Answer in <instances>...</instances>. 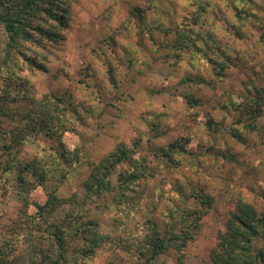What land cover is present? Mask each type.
<instances>
[{"label":"clouds","instance_id":"9594fccd","mask_svg":"<svg viewBox=\"0 0 264 264\" xmlns=\"http://www.w3.org/2000/svg\"><path fill=\"white\" fill-rule=\"evenodd\" d=\"M58 2L63 27L38 16L33 27H42L31 39L20 35L13 44L8 33L0 34V90L16 81L23 87L11 95L26 101L25 110L58 118L54 138L28 135L14 159L0 151V264H41V253L48 264H209L237 204H252L257 216L264 215V115L252 128L247 120L235 123L250 100L242 82L264 87V29H246L249 39L239 53L226 49L241 55L246 67L236 61L224 75L219 69L214 75L191 46L172 47L178 33L191 27L184 20L192 11L185 0ZM207 2L211 8L199 30L219 38L223 33L211 16L221 4ZM203 3L194 0L192 7ZM237 6L247 5L237 0ZM140 41L143 48L136 46ZM65 94L71 100L57 112L53 97ZM212 118L223 121L219 131L205 127ZM234 129L245 136L244 144L232 139ZM227 147L238 154L235 161L207 154ZM31 161L39 175L24 171ZM100 173L106 186L86 190ZM21 174L23 184L17 182ZM88 221L94 226L85 230L81 225ZM53 227L63 228L64 248L56 246ZM253 231L245 237L248 255L264 251V223ZM157 233L166 241L162 249L153 247ZM233 254L247 259L239 249Z\"/></svg>","mask_w":264,"mask_h":264},{"label":"trees","instance_id":"16d2710c","mask_svg":"<svg viewBox=\"0 0 264 264\" xmlns=\"http://www.w3.org/2000/svg\"><path fill=\"white\" fill-rule=\"evenodd\" d=\"M192 7L194 0H188ZM239 3L246 4V7H239L234 3L235 16L243 20L244 16L257 17V12L260 11V6L256 0H239ZM211 4L205 0V3L201 4L198 8H193L194 12L190 17L185 18L191 24V27L187 28L186 31L178 33V39L175 44L172 45L174 49H180L186 51L189 46L191 49L199 54L204 51V58H208V53H214L209 48L215 42V38L211 33L206 34L204 31H200L201 20L204 15L208 14ZM64 6L59 3L58 0H0V34L8 33V39L13 44L16 38L23 35L26 39H31L33 32L39 31L42 25L33 27V20L38 16L40 19L47 17L49 20L55 21L56 24L63 27V17L65 16ZM254 9V11H253ZM43 14L42 16L39 14ZM191 18V20H189ZM264 29V25L260 26ZM40 35L45 36L48 39H52L51 36H47L46 32H40ZM54 35V34H53ZM241 36L240 33H238ZM204 45V48L202 46ZM12 44L9 45L11 47ZM209 48V49H208ZM225 53V52H224ZM200 55V54H199ZM220 56V55H219ZM221 57V56H220ZM225 57H228L225 54ZM179 53H177V59H180ZM214 64L218 65L217 69L222 71L227 67V62L223 59L218 61L215 59L211 60ZM199 82L203 83L202 78H197ZM253 84V87L249 88L246 85ZM23 85L18 84L16 81L8 80L5 89L0 90L3 92L0 95V140L6 141L0 144V151H3L14 159V155L17 149L20 148L23 141L28 135H34L37 133H43L48 139L54 138L56 135L55 121L58 119L52 115L50 111H44L37 108H31L25 110L26 101H21L20 98L13 97L11 95L12 90H18ZM244 89L248 93L250 100L246 106L243 107L239 119L235 122L237 125L244 123L246 120L249 122L248 127H253V122L256 121L264 113V87H256L253 81H247L244 83ZM68 100L66 97H53L55 105H59L56 111L64 110V102ZM21 105L20 107H11L14 105ZM23 106V107H22ZM22 107V108H21ZM71 107V105H69ZM224 111L227 110V106L222 108ZM72 112L76 113V109L72 108ZM77 120L80 121V117L77 114ZM18 121H26L27 123L23 128L9 127L5 128V122L16 123ZM223 121L217 122L215 118L206 123L205 127L208 129H216L219 131ZM254 130V129H253ZM230 135L234 137L238 142L244 144L246 138L244 135L239 133L237 130H233ZM64 147V145H61ZM54 150V149H53ZM207 154H211L215 159L223 160H236V156L231 152L230 148L225 149H213L209 148ZM67 152L61 155V160L67 157ZM6 170L8 169L7 166ZM24 171H34L39 175V166L36 161H31L24 165ZM107 169L104 170V173ZM104 173L97 174L88 183L86 190L92 191L93 189L98 190L102 186L101 176ZM17 182L23 184V174L17 178ZM56 199V198H54ZM236 212L231 213V219L228 225L227 235L221 234L218 236V243L216 248L211 251L210 259L211 264H264V251H258L252 255L247 254V241L245 237L249 234L256 235L253 231L259 224L264 223V215L257 216V209L252 204H237ZM148 223H151L149 221ZM90 226H94V221H88L81 225V227L87 230ZM79 231V229H78ZM157 239L153 245L154 249H162L166 246V241L159 238L157 233ZM52 238L55 244L59 248L65 247L64 242V231L63 228L53 227ZM219 249V251H217ZM239 249L241 253L247 256V259H242L240 256L234 255V251ZM90 250H85L88 254ZM143 256V253H141ZM42 261L41 264H48L47 258L41 253Z\"/></svg>","mask_w":264,"mask_h":264},{"label":"rangeland","instance_id":"374dc122","mask_svg":"<svg viewBox=\"0 0 264 264\" xmlns=\"http://www.w3.org/2000/svg\"><path fill=\"white\" fill-rule=\"evenodd\" d=\"M219 2L221 4V6L215 8L212 11L211 20L213 22V27L216 28L218 31L222 32L223 35L218 38L212 31H204L206 34L211 33L215 38V42L209 48H211L214 51V53H212L213 56H215L217 54L220 55L221 57L218 61H222L224 59L227 62V66L232 65L235 67L236 66L235 62L239 61L240 66L242 68L246 67V62L243 61L241 55H229V52L226 51V49L232 48L236 53H239L241 51V49L246 45V43L249 39L248 31L246 29L250 28L252 30V32H255V33L261 32L262 29L260 26L264 25V23H261L260 21L264 20V18H262L259 15V13L264 12V4L258 3L256 0L258 5L261 7L260 11L257 12V14H258L257 17H253V16L249 17V15H247V16L243 15L244 19L240 20L235 16L234 3H236V0H219ZM185 3H187L188 9H192V11H191V14H192L194 12L193 7L190 6V3L188 0H185ZM188 9H185V10L187 11ZM135 11H136L137 15H139L140 10L137 8V9H135ZM208 14H209V11H208ZM208 14L204 15V17H207ZM187 17H190V16H185L184 20ZM249 19L257 21V23L256 24L244 23L245 21H247ZM189 20H191V18H189ZM157 30L161 31L162 34L165 36L169 34V32L163 28H160ZM238 33H240L241 36H239ZM259 38H260L261 43H264V34H261ZM136 46L143 48L142 41L138 42ZM202 46L204 48L203 44H202ZM204 51H205V48H204ZM204 51L199 53V54L204 56V53H205ZM209 53H211V52H209ZM125 54L127 55L128 53L126 52ZM225 54H227L228 57H225ZM212 59L213 58L209 56L205 60L207 62V68L210 69L212 71V73L215 75L217 73L215 69L218 68V65L214 64L211 61ZM215 60H217V59H215ZM190 67H191V65H190ZM109 73H111V66H109ZM222 75H224V72L222 73ZM252 76H255V77H257V79H259V73H257L254 70L252 71ZM198 77L201 78L200 76H197V78ZM247 81H250V80L246 79L244 82H242V87L244 86V83ZM79 84L85 90H88L91 88V85L84 83V81H79ZM64 97H66L68 100H71V94H65ZM221 111H224V110L221 109ZM263 115H264V113H263ZM80 122L83 123V121H80ZM232 139L234 141H236L238 144H242V143L238 142L234 137H232ZM228 148H230L231 152L236 156V159H237L238 154L233 152L231 147H228ZM208 155H211V154H208ZM211 156L213 157V159H215L213 155H211ZM247 191H248L250 197L253 199V201H255L254 191L251 189H248ZM261 198L264 199V197H261ZM210 255H211V252L208 254L209 264H211Z\"/></svg>","mask_w":264,"mask_h":264}]
</instances>
